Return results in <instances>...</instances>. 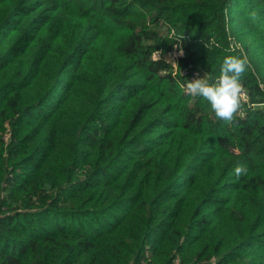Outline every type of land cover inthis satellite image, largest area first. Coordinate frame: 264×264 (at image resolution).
Instances as JSON below:
<instances>
[{"label": "trees", "instance_id": "trees-1", "mask_svg": "<svg viewBox=\"0 0 264 264\" xmlns=\"http://www.w3.org/2000/svg\"><path fill=\"white\" fill-rule=\"evenodd\" d=\"M229 55L264 104V0H0V264H264V111L183 91Z\"/></svg>", "mask_w": 264, "mask_h": 264}, {"label": "clouds", "instance_id": "clouds-1", "mask_svg": "<svg viewBox=\"0 0 264 264\" xmlns=\"http://www.w3.org/2000/svg\"><path fill=\"white\" fill-rule=\"evenodd\" d=\"M252 21L259 18L258 12L253 10L248 13ZM247 68V59L241 56L229 55L223 59L220 65L219 75L213 77L204 74L190 81L186 80L184 93L192 98L200 97L206 101L215 116L225 124H231L236 118L242 103L243 88L241 80ZM237 178L247 173L243 164H237L234 168Z\"/></svg>", "mask_w": 264, "mask_h": 264}, {"label": "rangeland", "instance_id": "rangeland-1", "mask_svg": "<svg viewBox=\"0 0 264 264\" xmlns=\"http://www.w3.org/2000/svg\"><path fill=\"white\" fill-rule=\"evenodd\" d=\"M200 76H202V75H201L200 73H198L197 71H195V72L192 74L191 78L188 79V81H190V80H192V79H195V78H197V77H200ZM241 98H242V101H245L246 104L249 105L250 107H254V105H255L256 107L259 106V107L262 108L263 111H264V104H260V103H256V104H254V103H250V102H249V99L246 97L244 91H243V93H242V97H241Z\"/></svg>", "mask_w": 264, "mask_h": 264}]
</instances>
